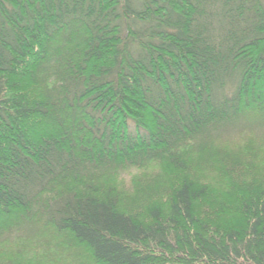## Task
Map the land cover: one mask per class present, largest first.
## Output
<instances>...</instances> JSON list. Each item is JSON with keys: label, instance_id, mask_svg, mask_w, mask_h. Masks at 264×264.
Segmentation results:
<instances>
[{"label": "trees", "instance_id": "trees-1", "mask_svg": "<svg viewBox=\"0 0 264 264\" xmlns=\"http://www.w3.org/2000/svg\"><path fill=\"white\" fill-rule=\"evenodd\" d=\"M0 264H264V0H0Z\"/></svg>", "mask_w": 264, "mask_h": 264}, {"label": "rangeland", "instance_id": "rangeland-1", "mask_svg": "<svg viewBox=\"0 0 264 264\" xmlns=\"http://www.w3.org/2000/svg\"><path fill=\"white\" fill-rule=\"evenodd\" d=\"M127 178V177H126Z\"/></svg>", "mask_w": 264, "mask_h": 264}]
</instances>
